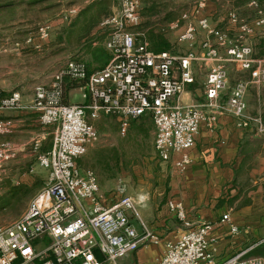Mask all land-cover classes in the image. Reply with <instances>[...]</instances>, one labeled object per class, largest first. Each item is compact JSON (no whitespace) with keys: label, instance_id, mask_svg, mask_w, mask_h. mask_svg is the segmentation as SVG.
Masks as SVG:
<instances>
[{"label":"built area","instance_id":"built-area-1","mask_svg":"<svg viewBox=\"0 0 264 264\" xmlns=\"http://www.w3.org/2000/svg\"><path fill=\"white\" fill-rule=\"evenodd\" d=\"M117 7L99 24L105 34L103 42L108 53L107 64L88 74L83 62L69 60L54 74L51 84L37 85L32 99L24 103L19 92L1 95L0 113L30 111L38 115L42 127L53 128L51 148L39 153L40 141L32 143V152L40 168L49 171L45 186L32 198L25 213L7 225H0V264H118L146 244H158L160 238L143 227L141 234L130 225L127 213L136 214L137 203L129 196L104 206L97 179L92 171H82L76 161L83 157L98 135L87 121L104 116L115 118L119 133L125 135L130 121L149 115L154 127L153 149L159 161L166 162L172 154L180 158L175 166L183 171L190 164L188 151L194 146L201 124L212 128L222 113L233 116L237 126H255L264 133V123L246 113L248 86L264 85V61L253 58L250 44L258 32L264 31V12L252 1L256 18L251 21L230 11L225 15L234 30L227 32L211 25L206 11L209 0H195L197 28L206 35L200 56L189 52L177 56L168 52L153 53L144 35L135 31L141 23L139 0H117ZM76 10L63 14L66 21ZM184 22L181 41L192 43L195 26L186 15L173 22L169 29ZM54 27L43 23L36 28V39L25 45L41 49ZM213 41V44L210 43ZM220 49L225 56H221ZM209 61L203 84L204 98L198 103H184L186 87L194 83L191 64ZM248 74L249 80H237L229 88L228 68ZM82 82L80 104L63 103V79ZM229 89L222 101L221 94ZM11 121L0 119V136L12 132ZM16 150L9 142H0V169L13 160ZM168 211L184 224L185 231L176 241L167 242L158 264H264V259L244 258L243 254L217 262L209 250L212 224L199 222L191 226L181 204L169 202ZM228 216L221 223L228 222ZM232 232H236L232 228ZM48 240L38 250L41 242Z\"/></svg>","mask_w":264,"mask_h":264},{"label":"crops","instance_id":"crops-1","mask_svg":"<svg viewBox=\"0 0 264 264\" xmlns=\"http://www.w3.org/2000/svg\"><path fill=\"white\" fill-rule=\"evenodd\" d=\"M207 17L212 23L211 16ZM213 26L218 27L219 24ZM231 31L235 35L234 30ZM194 44L196 43L189 44V47L193 48ZM250 44L252 48L264 44V31L251 38ZM178 54L176 52L174 55H186ZM253 58L264 61V55ZM213 65L209 61H196L191 64L194 83L186 87L182 95L184 103H198L203 100V84L208 69ZM44 79L42 81L46 82L43 85L51 84V79ZM239 79L248 81L249 76L236 73L233 67L229 69V88ZM5 92L10 93L1 91L3 94ZM32 95L21 94L23 102L29 103ZM228 95L229 89L221 94L222 101H225ZM67 101L70 103L68 96ZM245 101L246 113L259 116L264 121V85L248 86ZM0 119L11 121L13 124L10 134L0 136V142L11 143L16 150L12 162H15L16 158L34 155L33 141L39 140L41 146L51 135L47 132L48 129L40 126L38 115L34 112H2ZM237 123L233 116L222 113L212 128L201 124L194 146L188 151L190 164L183 171L175 166V162L180 158L179 154H172L166 162L159 161L156 156L155 161L150 159L151 163L145 165L143 171L145 180L141 181L137 177L129 186L131 190L128 195L134 198L137 206L136 214L127 215L136 232L142 233L144 227L156 234L160 242L141 246L121 259L118 264H158L163 256L165 244L176 241L186 229L184 224L168 211L169 202L182 205L186 220L191 226L199 222L212 224L208 238L209 250L214 253L217 262L239 254H243L244 258L264 259V133H258L255 126L248 129L239 128ZM150 134L153 138L152 120ZM139 172L140 170L137 173ZM134 175L136 176V172ZM124 176L120 164L112 175V181L117 178L119 181V185H114L116 192L113 194H108L98 184L104 206L115 203L117 196H126V186L122 185L124 180L121 179ZM224 216H228L229 221L221 223ZM232 228H235L236 232H232Z\"/></svg>","mask_w":264,"mask_h":264},{"label":"rangeland","instance_id":"rangeland-1","mask_svg":"<svg viewBox=\"0 0 264 264\" xmlns=\"http://www.w3.org/2000/svg\"><path fill=\"white\" fill-rule=\"evenodd\" d=\"M89 1L85 0L73 6H69L64 2L56 3L58 6L52 11L40 13L38 15L40 19L38 25L50 23L54 27H52L49 40L38 50L24 43L28 38H32V40L36 39L37 27H29L27 24L19 26L16 22H10L15 21L16 18L6 20L4 16L0 15V91H8L10 93L17 91L25 95L33 94L35 86L43 85L46 82L42 81L45 80L44 78L52 80L54 74L61 70L69 60L76 59L77 56V59L86 61L88 58L86 49L92 47L94 43L96 45H99V43L95 41V37L86 34L85 37H82L85 39L77 45L76 39L80 35L77 32V26L73 28L75 32L70 31V26L68 25L67 27L62 17L66 11L71 9L77 11L81 6L89 3ZM139 1L140 13L142 8L151 4H155L157 10L161 11V14L172 12L175 17L169 23L168 28L173 22L180 20L182 15H186L196 28L194 41L192 42L196 44L191 48L189 47L190 43L180 40L185 25L184 22H180L178 28L174 30L168 29V38L173 43L172 51L179 53L178 55L187 54L189 51H194V53L197 51V56L201 55L203 52L201 44L206 40V35L196 26L198 17L195 15V0H145V3L142 0ZM114 3L110 13L116 9L118 1L114 0ZM231 10L238 14L240 18L249 21L250 18L248 16L243 15V13L241 14L232 7L230 0H209L206 11L201 15H204V13L206 16L210 15L212 19L211 25L213 23L219 24V26L222 25V28L216 27L223 32L228 31L227 34L233 39L235 35L224 17ZM210 43L215 45L212 40H210ZM220 54L223 57L225 56L223 49H220ZM226 67L229 71L232 65L228 64ZM69 93L67 96L71 104L82 103L81 92L79 90L76 89ZM4 94L8 95L9 93L5 92ZM87 121L98 132V140L88 148L86 154L80 159L82 168L92 169V165H95L98 155L105 154L104 156L109 158L113 155V151L117 150L121 155L120 164L125 173L124 178H121L124 180L122 185L125 184L126 186L124 194L129 196L128 191L131 190L129 188L130 184L135 182L137 177V179L144 181L143 171L145 170V165L151 163L150 159L156 160L154 149L152 148L154 137L152 138L150 132L145 131V128H149L151 119L145 120L144 125L141 123L144 131L137 132L136 128L133 130L129 129L130 131L128 130L124 136L119 133V124L114 118H111L110 123L105 121L102 123L103 125L98 124V120L92 121L88 118ZM136 122L139 121L136 120ZM46 129L51 134L50 136L53 137L52 133L54 129ZM16 159L15 162L10 161L3 164L0 169V225L10 224L22 216L32 198L45 186L49 179V171L39 167L34 155L31 154L25 158ZM96 166L97 168L93 172L99 185L108 194L116 192L114 185H119L118 178L112 181V178H108L107 173L101 172L98 164ZM110 167H113L112 162ZM138 170H140L139 174L137 173ZM135 172L136 176L134 175ZM15 184H22L26 188H29L30 191L26 195H18L9 199L5 195L6 189ZM117 197L118 199L120 198V196ZM48 243V240H43L37 249L44 248Z\"/></svg>","mask_w":264,"mask_h":264},{"label":"trees","instance_id":"trees-1","mask_svg":"<svg viewBox=\"0 0 264 264\" xmlns=\"http://www.w3.org/2000/svg\"><path fill=\"white\" fill-rule=\"evenodd\" d=\"M84 1L85 0H0V15L4 16L6 20L16 18L15 21L10 22H16L19 26L27 24L29 27H37L40 22L38 15L40 13L52 11L55 7L58 6L56 3L64 2L67 3V5L69 6H73L80 4ZM142 1L145 3V0ZM252 1L257 4L258 9L264 12V0H230V2L232 3V7L235 10L239 11L241 14L243 13V15L248 16L250 18L249 21L256 18L257 10L254 7H249V3ZM114 4V0H90L89 3L81 6L74 15L70 16L69 19L65 21V24L67 25V27L68 25L70 26V31L72 32H75L73 28L77 26V32L80 34L79 37L76 39L77 45L78 43L80 44L83 39H85L82 37H85L86 34L91 37H95V41L99 43V45H96L94 43L92 47L86 49L88 55L86 61L77 59V56L76 59H72L75 61L83 62L86 65L88 74L92 73L95 69L104 67L109 60L108 53L103 45L105 34H103L99 29V24L104 18L108 17L112 13H110V11ZM140 16L141 23L135 28V31H138L144 35V38L148 44V49L153 53L168 52L170 54H175L176 52L172 51V43L168 38V25L174 19V14L172 12H165L164 14H161V11L157 10L156 5L151 4L150 6L142 8ZM252 50L253 56L255 58H260L261 55H264V44H260L259 46H253ZM82 85V82H75L65 77L62 82L63 103L67 104V95L69 91L78 89ZM1 95L3 96L4 94L1 93ZM249 116L260 118L259 116L254 115ZM100 118L97 119L99 121L98 124L103 125L102 123H104L105 121H107V123H110L111 118L113 117L104 116ZM149 118V115H145L137 119L139 122H136V120H133L135 122L130 121L127 131L129 129L133 130L134 128H136L137 132L144 131L142 124L145 122V120L151 119ZM260 120L262 123H264L261 118ZM90 125L92 124L90 123ZM145 131L150 132V124L148 129L145 128ZM96 133L98 135L97 131ZM51 143L52 137L49 135L46 141L40 146L39 153L49 152L51 148ZM116 151L117 150H114L113 155L109 158L104 156L105 154L98 155L95 165H92V169L82 168L80 162V159L82 157L76 161V165L82 171L90 170L93 172V170H96V165L98 164V167L101 168V172L107 173L108 177L112 178V175L115 173V170L119 168L121 163V155L118 153V151ZM111 162L113 163L112 168L110 167ZM19 185L9 186L6 189V197L12 199L18 195H26L27 192L30 191V189L26 188V186H23L22 184Z\"/></svg>","mask_w":264,"mask_h":264}]
</instances>
